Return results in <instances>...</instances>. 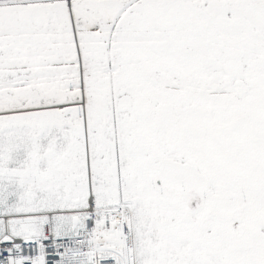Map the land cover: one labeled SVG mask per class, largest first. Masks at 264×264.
I'll use <instances>...</instances> for the list:
<instances>
[{"label": "flooded vegetation", "instance_id": "af4514ba", "mask_svg": "<svg viewBox=\"0 0 264 264\" xmlns=\"http://www.w3.org/2000/svg\"><path fill=\"white\" fill-rule=\"evenodd\" d=\"M123 12L118 70L85 83L98 127L91 140L86 119L87 188L91 168L114 163L116 191L132 169L163 217L147 214L148 264L204 251L218 264H264V0H0V91L13 100L11 89L58 72L60 56L75 63L74 43L91 41L72 27ZM46 90L26 92V109Z\"/></svg>", "mask_w": 264, "mask_h": 264}, {"label": "rangeland", "instance_id": "374dc122", "mask_svg": "<svg viewBox=\"0 0 264 264\" xmlns=\"http://www.w3.org/2000/svg\"><path fill=\"white\" fill-rule=\"evenodd\" d=\"M80 53L83 69L85 59L89 67H95L93 73L98 76L100 72L103 73L101 67L104 62L101 57H94V54L92 57L86 56L89 53L86 46L85 49H80ZM56 61V65H59L58 72L50 77L47 76L50 72H46L44 77L36 76L27 84L26 92L30 96L40 86L48 87L43 93L46 97L39 108L26 109L23 105L26 92L18 93L11 89L9 97L13 100H8L0 91V236L5 231L12 236L34 235L51 219L52 227L60 235H70L81 225L89 191L95 196L99 207H112L120 200L118 193L121 189L122 199H128L134 205L138 264H148L150 252L147 232L151 228L146 226L147 214L155 222H161L163 217L151 201H146L147 192L133 182L135 174L130 167L123 166L120 169L117 191L113 189L114 180L108 182L106 174H109V167H98L95 172L91 168L89 173L97 182L91 185V190L87 188L86 119L87 123L94 126L88 130L93 140V134L98 132L94 122L96 102L92 99L87 101L89 109L86 114V98L83 99L86 96V86L79 101L74 93H66L72 84L64 79L69 77V73L80 71L76 68L67 71L60 67V64L72 63L65 59V55ZM97 64L101 67L97 68ZM104 67V73L109 77L112 74L111 68L106 64ZM83 72L86 83V70ZM98 76L93 79V84L98 83ZM82 104V108L75 107ZM66 107L71 108L65 109ZM106 129L105 126L104 134L110 141L111 135ZM113 170L114 163L109 168L110 172ZM162 252L165 254L168 250L165 252L164 249ZM168 255L166 254V258ZM202 256L203 258L196 254H182L176 264L188 263L187 257L188 264H218L208 251H204Z\"/></svg>", "mask_w": 264, "mask_h": 264}, {"label": "built area", "instance_id": "2783aa9c", "mask_svg": "<svg viewBox=\"0 0 264 264\" xmlns=\"http://www.w3.org/2000/svg\"><path fill=\"white\" fill-rule=\"evenodd\" d=\"M124 15L125 12L104 23L96 22L82 31L72 27L74 37L78 33L86 34L91 41L88 44L94 47V52L102 55L112 73L119 68L115 62L116 52L124 42L127 29L121 24ZM74 47L76 56L80 59L76 42ZM105 64L102 67L98 64L96 67H101L104 73ZM94 68H86V78L93 74ZM82 85L83 78L80 77L81 89ZM51 220L36 235L15 237L5 231L0 236V264H137L136 232L131 204L120 202L114 208L101 209L96 207L94 198L89 194L81 225L71 235H60L52 227ZM113 229H118L121 240L119 247L111 249L103 242V236L111 233Z\"/></svg>", "mask_w": 264, "mask_h": 264}, {"label": "bare ground", "instance_id": "6f19581e", "mask_svg": "<svg viewBox=\"0 0 264 264\" xmlns=\"http://www.w3.org/2000/svg\"><path fill=\"white\" fill-rule=\"evenodd\" d=\"M120 240L118 229H113L111 233H106L103 236V242H105L111 249L119 247Z\"/></svg>", "mask_w": 264, "mask_h": 264}, {"label": "water", "instance_id": "95a60500", "mask_svg": "<svg viewBox=\"0 0 264 264\" xmlns=\"http://www.w3.org/2000/svg\"><path fill=\"white\" fill-rule=\"evenodd\" d=\"M115 8H117L118 11L121 10L120 6H116ZM36 106H37V104L35 103L34 107H36ZM29 108H32V107H29ZM121 111H126V109H123V110H121Z\"/></svg>", "mask_w": 264, "mask_h": 264}, {"label": "trees", "instance_id": "16d2710c", "mask_svg": "<svg viewBox=\"0 0 264 264\" xmlns=\"http://www.w3.org/2000/svg\"><path fill=\"white\" fill-rule=\"evenodd\" d=\"M86 62H87V61H84V64H85V65L88 63V62H87V63H86Z\"/></svg>", "mask_w": 264, "mask_h": 264}]
</instances>
